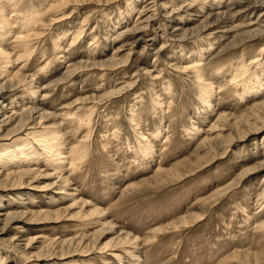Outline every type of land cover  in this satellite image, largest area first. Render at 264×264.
I'll list each match as a JSON object with an SVG mask.
<instances>
[{
  "label": "rangeland",
  "instance_id": "374dc122",
  "mask_svg": "<svg viewBox=\"0 0 264 264\" xmlns=\"http://www.w3.org/2000/svg\"><path fill=\"white\" fill-rule=\"evenodd\" d=\"M0 22V151L40 152L0 165L38 169L0 176V264H264V0H1Z\"/></svg>",
  "mask_w": 264,
  "mask_h": 264
},
{
  "label": "bare ground",
  "instance_id": "6f19581e",
  "mask_svg": "<svg viewBox=\"0 0 264 264\" xmlns=\"http://www.w3.org/2000/svg\"><path fill=\"white\" fill-rule=\"evenodd\" d=\"M0 2H1V0H0ZM63 2L64 1H62L60 4H62ZM38 16H39V14L33 13L31 17L27 18V20L25 22V26L28 29V30L26 29L27 31L31 30L34 26H36V23L38 21L37 20ZM40 19H41V16L39 17V20ZM8 27H9V23H6V22H2L1 25H0V29L1 30L2 29L5 30L6 32L9 31ZM1 30H0V34H1ZM20 38L22 39L21 36L19 37V39ZM0 61H3L2 63H10V62H12L11 53L7 49L1 48V45H0ZM194 67L197 68V70L200 72V73L198 72L199 73V75H198L199 78L203 79V76L201 75L202 74L201 68H199L198 66H194ZM2 70L3 71H7L8 70V66L7 65L3 66ZM243 73L244 72L239 70L237 73H235V75H234L235 77L234 78H236V77L239 78V76L243 77L244 76ZM248 79H249L248 76H244L243 77V81H245V83L247 81L251 80V85H253V86H251L252 88L258 86V85L257 86L255 85L256 82L260 83L259 86H263L262 81H260V80L259 81H255V80H252V79H249V80ZM204 84L205 85H204L203 89L204 90H209V92H206V95L209 96L212 93V90L214 88L213 83L212 82L211 83L210 82L207 83V80H206V81H204ZM255 91H257V88H255ZM30 136H32L33 139H35L34 142L36 144H39L44 150H46V153H47L49 158H53V157L62 158V155H61L62 153L60 152L59 148L57 147V144L55 143V140H56V137H57L56 133L54 134L51 131H47V130H43V129L42 130L32 129L30 131H27L25 136H22V137H24V139H28ZM2 147H4L3 149L7 150V152H1L0 151V165H2L3 169L4 168L7 169L6 165H5L6 163L9 164L10 161L16 160V159H18L17 163L19 165H21V167L24 166V165H28V166L34 165L35 160H37L39 158V156H40V152L38 150H35L34 148H28V141H26V140L23 141L22 143H20V142L17 143V141H16L14 144H10V145L9 144H4ZM78 159H79V155L75 158V161H77ZM72 160H73V158H72ZM76 165H78V164H76ZM15 166H16V170L18 168H21L18 165H15ZM73 166H75V164ZM9 167H11V165H9ZM16 170L13 169L12 172L0 173V176H5L6 178L20 177V180H18V179L16 180L15 179V181H13V182H2L1 181L5 187H7L9 185L13 186V185H18V184H23L21 179L23 177H26V176L36 172V170H38V169L34 166V167H32V169H24V170H20V171H16ZM64 181L65 182H69V180L67 178H65ZM0 186H1V184H0ZM60 216L61 215H58L56 218H59ZM51 217L52 216L46 215V217H44V218L50 219ZM37 218H42V217L38 216ZM31 219H32V217H31ZM82 241H84V240L82 239L79 242H77V245L79 243H82ZM137 241H138L137 237L127 236L125 241L119 242V243L120 244H125V245L128 244V245H132L134 247H137V245H138ZM125 245L123 246V249H125L127 247ZM86 248H88V249H86V250L83 249L84 253L85 252H89L91 250L89 246H87ZM111 249L113 251V255L114 256L118 257L119 259L122 258L123 254H122V250H121L120 246L115 245V246L111 247ZM126 249L129 250V248H126ZM73 250H77V248H74ZM101 250H102V248H101ZM66 251L67 250H64V248H63L61 250V253L65 254V253H67ZM68 251L71 252L72 250L70 249ZM104 251H106V250H104ZM132 252H133V249H130L129 250V254L131 255ZM102 253H104V252H102ZM126 264H133V263L126 262Z\"/></svg>",
  "mask_w": 264,
  "mask_h": 264
}]
</instances>
